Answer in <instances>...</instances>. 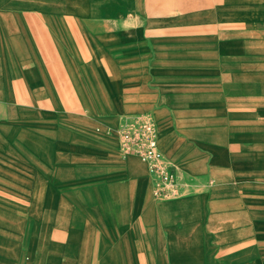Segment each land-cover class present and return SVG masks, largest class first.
Here are the masks:
<instances>
[{"label": "crops", "instance_id": "0c3cea01", "mask_svg": "<svg viewBox=\"0 0 264 264\" xmlns=\"http://www.w3.org/2000/svg\"><path fill=\"white\" fill-rule=\"evenodd\" d=\"M143 113L179 196L120 148ZM27 119L0 134V171L36 176L0 197V264H264V0H0V129ZM11 206L40 224L20 246Z\"/></svg>", "mask_w": 264, "mask_h": 264}, {"label": "built area", "instance_id": "2783aa9c", "mask_svg": "<svg viewBox=\"0 0 264 264\" xmlns=\"http://www.w3.org/2000/svg\"><path fill=\"white\" fill-rule=\"evenodd\" d=\"M117 135L124 154L134 155L147 164L156 199H169L181 194L182 184L160 148L159 129L152 114L125 117L117 128Z\"/></svg>", "mask_w": 264, "mask_h": 264}, {"label": "rangeland", "instance_id": "374dc122", "mask_svg": "<svg viewBox=\"0 0 264 264\" xmlns=\"http://www.w3.org/2000/svg\"><path fill=\"white\" fill-rule=\"evenodd\" d=\"M34 120L33 119H27L26 121H22L20 123H17L15 125H12L10 127H5L0 129V134L1 135H10V136H15V135H19L21 133H26L28 131H30L31 133L35 132L34 129ZM46 130L44 128L43 133H45ZM51 133V132H48ZM5 144V143H4ZM16 145L15 143H12V146ZM21 162H24L21 161ZM20 162V163H21ZM33 163V159H28L27 163ZM11 163H16L15 160H11ZM25 168H29V167H25ZM4 171V172H3ZM8 171H10L11 173H9ZM29 171V169L27 170V172ZM13 172H17L16 169L14 168H9L7 167L5 170L0 171V197L4 196V192L6 193V195H10L12 200L11 202H18L16 200H14L15 198H17L16 196H18L20 193L25 196L28 197L30 196V194L32 193L29 189H23V188H28V186H30L29 184L33 183L36 176L35 175H27L25 173H21V174H14ZM40 177L37 176V178ZM42 178L45 179H49V178H58V175H42ZM61 178V176H60ZM63 180V179H62ZM65 181V180H63ZM19 186V187H17ZM6 188V190L4 191L3 189ZM18 188L23 189L21 191V189L18 190ZM5 195V196H6ZM3 207H0V213L3 210ZM7 215L11 216V219L14 221H23L21 222V229L19 232H16L17 235V239L14 241H12V245L19 244L23 245L24 242V237H27V240H29V238H31V236L39 230L40 228V224L36 223V222H30L27 221L30 218H33L35 215V208L31 207V206H11L9 208H5V212ZM26 220V222H25ZM13 247H11L12 249Z\"/></svg>", "mask_w": 264, "mask_h": 264}]
</instances>
